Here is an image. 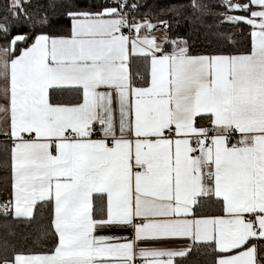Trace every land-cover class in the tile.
<instances>
[{
	"label": "snow or ice",
	"instance_id": "1",
	"mask_svg": "<svg viewBox=\"0 0 264 264\" xmlns=\"http://www.w3.org/2000/svg\"><path fill=\"white\" fill-rule=\"evenodd\" d=\"M0 171V264H264V0H0Z\"/></svg>",
	"mask_w": 264,
	"mask_h": 264
},
{
	"label": "trees",
	"instance_id": "2",
	"mask_svg": "<svg viewBox=\"0 0 264 264\" xmlns=\"http://www.w3.org/2000/svg\"><path fill=\"white\" fill-rule=\"evenodd\" d=\"M163 3L164 0H149V3ZM179 35L183 37H187L190 42L193 44V47L196 49H200L203 46H206V42L204 41L203 34L198 30L196 32H190L189 25L185 23L184 25L180 26L179 29ZM7 196V192L4 190V174L2 171H0V199ZM25 230V227L23 224L16 225L10 221L6 222L2 217H0V241H3L6 237L10 240H19V247H27L32 248L36 245H34L31 241H24L23 239H20V234L22 231ZM27 231H30L34 235V229H29ZM9 232H16L17 236L15 238L8 236ZM202 260V257H198L196 255H193L190 259V264H200V261Z\"/></svg>",
	"mask_w": 264,
	"mask_h": 264
}]
</instances>
